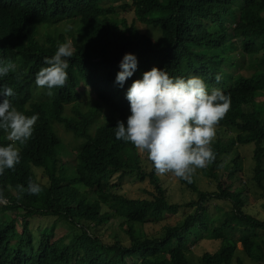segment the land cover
I'll return each instance as SVG.
<instances>
[{
    "label": "trees",
    "instance_id": "trees-1",
    "mask_svg": "<svg viewBox=\"0 0 264 264\" xmlns=\"http://www.w3.org/2000/svg\"><path fill=\"white\" fill-rule=\"evenodd\" d=\"M120 13H130V21ZM68 21L80 26L78 43L67 58L66 83L49 95L37 90L35 73L66 37L61 32L40 35L39 28ZM124 53L135 55L137 68L118 86L114 77ZM240 57L249 58L247 69L262 68L242 74ZM9 61L16 68L0 77V84L13 89L11 105L26 116L39 115L31 137L15 145L20 162L0 174V264H191L187 253L202 240L220 247L203 252L201 264L234 259L243 264L236 257V240L247 258L264 264V219L246 211L249 189L242 185L232 191L218 174L227 145L211 142L214 159L202 170L214 190H199L192 174L178 178L197 196L181 205L168 200L137 148L114 136L117 120L129 114L124 93L142 72L155 66L173 78L199 76L209 89L220 88L229 96L230 107L216 126L235 131L239 146L252 145L251 182L264 200V101H257L264 97V0H0V62ZM89 93L96 107L83 109L80 100ZM101 109L111 113L105 121H100ZM56 125L81 140L73 161L64 160L71 151ZM8 143L0 130V145ZM223 171L228 177L235 172ZM126 174L148 180L151 197L130 199L112 192L110 177ZM30 179L41 185L40 193L21 192ZM212 201L230 205L219 225L209 213ZM180 212L182 221L161 225L158 234L142 229L150 219L159 224ZM35 217L63 219L77 233L56 238L50 226L40 228L36 237L30 222ZM115 219L127 244L97 235L99 227Z\"/></svg>",
    "mask_w": 264,
    "mask_h": 264
},
{
    "label": "clouds",
    "instance_id": "clouds-1",
    "mask_svg": "<svg viewBox=\"0 0 264 264\" xmlns=\"http://www.w3.org/2000/svg\"><path fill=\"white\" fill-rule=\"evenodd\" d=\"M74 48L70 42L58 43L51 56L44 57V65L35 73L34 84L50 95L52 89L67 81L69 61ZM114 82L123 86L137 68L134 54L124 53L118 63ZM11 61L0 62V77L15 70ZM219 81L220 76L215 77ZM11 87L0 84V130L6 133L7 145H0V174L20 162L16 143L24 144L33 133L38 113L26 116L10 103ZM124 96L129 114L117 120L114 136L130 142L146 153L152 168L158 174L171 173L188 178L197 168H203L214 159L211 141L215 126L230 107V98L220 88H208L199 76L171 77L164 69L153 66L142 72L127 87ZM42 190L37 182L28 181L21 192L36 195ZM4 197L0 194V202Z\"/></svg>",
    "mask_w": 264,
    "mask_h": 264
},
{
    "label": "rangeland",
    "instance_id": "rangeland-1",
    "mask_svg": "<svg viewBox=\"0 0 264 264\" xmlns=\"http://www.w3.org/2000/svg\"><path fill=\"white\" fill-rule=\"evenodd\" d=\"M124 16L127 21H130V13H120ZM61 32L66 37V42H70V45L73 47L78 43V34L80 33V26L77 21H68L66 23H59L56 25L50 26H40L39 33L43 35L45 33L56 34ZM261 55L257 56V63H260ZM248 57L243 59L240 57V61L243 63L242 67L239 69V72L245 75H249L253 70H259L262 68L259 66H254L252 69H247ZM262 60V59H261ZM82 84L79 88H82ZM40 90V88H37ZM257 101H264V97H260ZM97 100L93 93H89L87 96H84L80 100V105L83 109L89 107H96ZM111 113L106 109L100 110V121H105ZM56 132L62 137L65 145L68 147V150L71 151V155L64 157L65 161H73L76 156L77 150L79 149V144L81 140L75 138L73 134L69 131H65L61 125H56ZM235 131H232L226 127H217L215 126V136L211 142L220 140L225 145H227V153L222 158V167L219 169L218 174L222 179L224 187H229L230 190L236 191L239 186H246L250 193L247 195V204L246 211L251 215H254L258 218L264 219V200L263 198L255 193L256 187L251 182L253 176V166L254 160L253 147L252 145L239 146L236 143ZM138 150V149H137ZM141 158L145 159L146 170L149 171L151 168V162L148 161L147 155L144 152L138 150ZM208 163L203 167L206 168ZM234 169V174L231 177H228V172L223 171L226 168ZM203 168H197L192 173L193 180L195 181L197 187L201 191H212L214 186L210 183L211 180L202 173ZM262 168L264 169V160L262 162ZM36 174L39 176L40 171L36 170ZM160 180V185L165 189L167 198L172 203H177L184 205L190 203L194 200H197L196 194H194L186 185L179 182L178 178L173 176L171 173L158 174L156 173ZM109 188L112 192L116 194H121L130 199H142L150 198L151 193L153 192L152 186L149 184L148 180L140 181L136 178L135 175L126 174V175H114L109 179ZM1 207V204H0ZM209 213L212 217L216 219V225H219L225 218L226 212L230 209V205L226 202L212 201L208 204ZM193 211V209L191 210ZM187 212V211H186ZM13 215L12 212L8 213ZM184 218V213L180 212L177 215L168 214L162 222L159 224L150 219L142 229L149 235H155L160 232L161 225L169 223L168 225H176L182 221ZM32 228L35 229L34 235L38 237V232L40 228H49L52 226V234L54 237H72L77 233V230L72 227L68 222L63 219H54V218H40L35 217L30 219ZM119 221L117 219L110 220L107 224L99 227L96 231L101 230L102 232L97 234L105 242H112L113 240H120L122 243L127 244L128 238L118 227ZM16 230H20L17 226ZM239 232L235 231L234 239H237ZM220 243L211 240H202L199 243V246L195 249H191L187 253L188 260L191 264H201L200 257L203 252H215L219 249ZM236 257L243 264H255L244 254L243 246L240 242L236 240ZM231 264H237L234 259Z\"/></svg>",
    "mask_w": 264,
    "mask_h": 264
}]
</instances>
